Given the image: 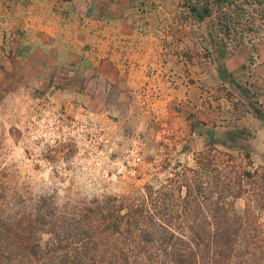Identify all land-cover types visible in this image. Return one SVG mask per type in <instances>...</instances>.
Here are the masks:
<instances>
[{
	"label": "rangeland",
	"instance_id": "374dc122",
	"mask_svg": "<svg viewBox=\"0 0 264 264\" xmlns=\"http://www.w3.org/2000/svg\"><path fill=\"white\" fill-rule=\"evenodd\" d=\"M180 2L184 6V0H159L156 15L161 17L162 34H169L168 25L175 27L170 23L171 11ZM147 5H140L147 18H143L144 33L146 22L156 16L147 13L151 12ZM192 20L195 42L200 44L207 34L219 40L225 53L248 47L250 63L254 61L256 70L263 72L264 0H230L202 21ZM13 61L18 69H11V74L0 72V219L6 218L12 230L6 241L11 239L15 252L11 262H21L16 255L21 244L44 247L51 244L53 232L55 247L81 246L78 210L92 200L109 199L111 213L116 215L118 209L122 213L147 196L143 215L169 220L165 225L154 219L159 224L155 229L165 225L176 233L187 230L189 224L179 209L185 188L171 195L169 188L191 182L189 168L195 166L197 153L206 151L202 158L216 164L220 183L215 191L203 189L196 195L200 209L189 213L199 219L191 225L193 231H227L224 240L228 242L231 233L233 250L240 253L233 264H264V77L256 84L252 100L234 101L229 107L219 103V132L209 140L204 133H185L184 118L164 117L151 107L150 114L141 115L143 104L138 116L125 117L126 108L114 107L105 99L103 85H88L86 66H80L79 73L65 68L56 72L37 52L25 63ZM7 62L0 59V68L5 70ZM203 112L195 111L206 120ZM254 169L261 174L256 181L243 173ZM238 180L241 197L235 196ZM165 185L169 195L158 194L156 188ZM39 207L51 223L37 218ZM83 226L90 240L93 228ZM103 243L99 240L98 246ZM154 254L152 259L145 253L143 264H167L159 250ZM38 257L37 253L33 261Z\"/></svg>",
	"mask_w": 264,
	"mask_h": 264
},
{
	"label": "crops",
	"instance_id": "0c3cea01",
	"mask_svg": "<svg viewBox=\"0 0 264 264\" xmlns=\"http://www.w3.org/2000/svg\"><path fill=\"white\" fill-rule=\"evenodd\" d=\"M154 1L155 10L153 0H0V59L8 61L0 72L11 74L18 69L13 60L25 63L34 52L56 72L79 73L86 66L88 85H103L105 99L126 108L125 117L138 116L143 104L141 115L152 110L184 118L185 133L213 140L219 132V103L229 107L252 100L264 70L250 63L248 47L225 53L207 34L195 42L192 15L181 2L171 11L175 27L167 24L169 34H162L159 0ZM140 5L156 15L146 22L147 33Z\"/></svg>",
	"mask_w": 264,
	"mask_h": 264
},
{
	"label": "trees",
	"instance_id": "16d2710c",
	"mask_svg": "<svg viewBox=\"0 0 264 264\" xmlns=\"http://www.w3.org/2000/svg\"><path fill=\"white\" fill-rule=\"evenodd\" d=\"M229 2L230 0H184V4L192 17L199 20L210 16L215 9L219 11ZM205 152L197 153L195 166L189 168L192 172L191 182L183 181L182 184L170 186L169 188L171 190L170 195L175 190L181 192L182 187L185 188V195L180 199L179 209L184 222L189 224L186 227L187 230L176 233L165 226V222H169L168 219L160 220V218L143 215L148 206L147 196L134 206L131 205L126 208L120 205L119 208L123 209L125 207V211L121 213L118 209L116 215L111 213L109 199L92 200L88 204L80 206L78 210L77 230L79 231L77 233L81 235V246L72 250L59 246L55 247L57 240L54 237L56 234L53 232L51 244L46 243L47 245L44 247L39 244L37 247H29L28 244L18 246L20 252L16 255L21 261L18 264H143L144 254L149 253V257L153 259L154 252L157 250L163 254L164 262L167 264L235 263V260H239L240 253L233 250V239H230L231 233L227 234L229 238L227 242L224 240L227 231H220L216 228L199 233L193 231L191 226L199 220L198 217L194 216L193 218L189 215L190 211L196 208L200 209V203L196 195L200 194L203 189H212L213 192L220 183L217 176V166L213 160L206 157L208 153ZM202 154H205L206 158H202L204 157ZM243 173L254 177L255 181L261 178V174L257 169H254L253 172L246 170ZM202 178L205 179L202 180ZM221 182V187L225 189L224 181ZM237 183L239 191L236 192L235 196L241 197L240 188L242 184L240 180ZM148 187L152 189L151 186L148 185ZM166 187L165 185L156 188V192L158 194L169 193L166 191ZM191 194H193V197ZM216 208L220 210L219 206H216ZM37 211V218L42 223H51L50 221L46 222L44 216L41 215V207ZM4 219H0V264H15L11 262L15 254L11 246V239L6 242L12 230L9 221H6V218ZM154 219L165 224H162L164 227L162 230L155 229V225L159 224L153 222ZM217 223L215 222L216 225H218ZM30 225L31 222L27 226ZM83 225L93 228L90 240L87 237L88 235L83 233V227H85ZM99 240L104 241L101 247L98 246ZM90 241L91 246H89ZM37 253L40 254V257L33 261Z\"/></svg>",
	"mask_w": 264,
	"mask_h": 264
}]
</instances>
